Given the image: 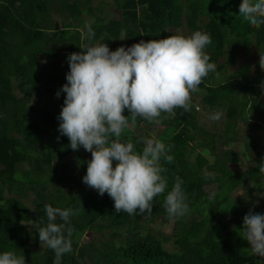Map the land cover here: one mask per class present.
Masks as SVG:
<instances>
[{"label": "trees", "instance_id": "trees-1", "mask_svg": "<svg viewBox=\"0 0 264 264\" xmlns=\"http://www.w3.org/2000/svg\"><path fill=\"white\" fill-rule=\"evenodd\" d=\"M92 1L0 0V254L12 250L17 255L23 253L26 264H54L53 250L46 246L41 251L33 249L40 242L38 228L49 222L44 206L51 205L76 212L67 225L74 229L70 237L72 252L64 254L60 264H85L86 259L93 264H261L262 258L252 253L240 230L243 217L250 210L264 214V171H261L264 163L258 158L255 165L236 172L228 168L227 157L230 155L239 161V153L228 149L231 140L235 139L242 144L240 151L244 156L250 151L261 155L264 135L240 138L235 130V120L253 119L252 129L264 131V101L259 98L263 83L258 82L256 74L255 80L247 75L233 78L229 74L228 81L215 85H210L209 79L227 73L228 67L235 65L237 51L245 52L229 49V33L240 39L252 37L256 45L253 48L261 55L258 47L264 49V25L252 28L242 17L232 13L234 4L242 0H101L97 9L111 6L119 11L120 18H97L91 26V38L85 40H81L77 30L69 33L73 23L63 22L60 30L67 34L57 36V40L66 44L51 49V37L44 38L43 35L48 30L59 31L50 24L53 5L58 2L60 11L65 10L75 18L74 9L82 6L91 9ZM195 31L210 34L212 43L206 46L205 52L210 56V62L217 65L219 74L210 73L199 85V91L191 94L189 112L177 108L175 116L162 114L160 118L159 124L165 129L156 140L170 148L167 154L173 160L171 163L163 157L160 160V166L165 169L161 175L167 178V188L154 199L151 213L154 218L156 214H162V224L173 220L178 225V229L173 226L171 236L164 237L173 245L169 250L162 239L141 236V215L115 213L114 201L107 193L96 198L94 194L75 192V177L67 171V166L57 169L49 163L74 152L81 165L87 164L91 157H85L83 147L72 150L68 138L58 131V116L66 95L61 89L67 81L55 73L63 69L48 63L57 58L69 67L67 58L70 54L80 53L97 43H106L111 51L117 42L133 45L140 40L190 36ZM40 58L45 61L42 66ZM244 67L248 69L247 65ZM258 70L255 68V73ZM32 88L39 90L37 104L25 101ZM58 91L59 97L56 96ZM45 93L53 94L58 103L54 104L52 97H46ZM197 94L202 95L205 107L225 108L226 123L220 145L228 150L222 151V147L217 146L215 134L197 125L198 111L193 101ZM248 97L258 102V108L250 115ZM124 115L129 113L125 111ZM144 121L138 117L135 125ZM141 138V133L127 128L120 140L131 141L135 150L142 152ZM203 148L210 151L205 154L200 151ZM76 169L80 170L79 165ZM177 176L182 179L181 187L187 196L189 211L187 217L184 215L185 220H181L182 216H169L164 207L165 197ZM247 182L252 184L244 192L249 198L233 200L231 193ZM254 192L258 199L253 203L251 194ZM28 194L31 196L29 204L25 201ZM229 219L233 221L226 225L224 220ZM55 223L64 222L57 217ZM32 225L29 230L28 226ZM101 228L105 230L102 236L113 239L123 233L125 239L119 240L118 246L104 245L109 247L108 251L102 244L98 246L97 239L85 246L79 245L85 232Z\"/></svg>", "mask_w": 264, "mask_h": 264}, {"label": "clouds", "instance_id": "clouds-1", "mask_svg": "<svg viewBox=\"0 0 264 264\" xmlns=\"http://www.w3.org/2000/svg\"><path fill=\"white\" fill-rule=\"evenodd\" d=\"M239 16L252 28H260L264 25V0H242ZM211 43L210 34L195 31L190 36L140 40L115 51H110L106 43L95 44L68 56L58 131L68 138L72 150L83 147L91 154L82 182L100 196L107 193L114 201L115 213L151 214L154 199L165 193L167 178L161 175L165 169L160 160L163 157L172 162L173 157L167 154L170 148L160 140L146 139L142 152H137L131 141L121 142L120 137L138 117L159 124L162 114L175 116L177 108L191 110V94L199 91L210 73L219 74L205 52ZM259 64L264 69V57ZM125 111L129 115L125 116ZM221 115L217 112L209 119L218 121ZM182 184V179L175 177L165 197L169 216H184L189 211ZM44 210L49 222L38 228L39 241L41 247L54 251V264H60L61 257L72 252L70 237L74 229L67 225L76 212L51 205H45ZM57 217L64 223H55ZM240 232L264 264V214L250 210L243 217ZM0 264H26L25 256L4 251Z\"/></svg>", "mask_w": 264, "mask_h": 264}, {"label": "rangeland", "instance_id": "rangeland-1", "mask_svg": "<svg viewBox=\"0 0 264 264\" xmlns=\"http://www.w3.org/2000/svg\"><path fill=\"white\" fill-rule=\"evenodd\" d=\"M69 2H73L74 0H67ZM101 0H93L90 3V6L92 7L91 9H89L86 6H82V8H78V9H74L73 14H75V18H72L69 16L68 12H66L65 10L60 11L59 10V6H58V2L53 5V9L51 11V20L52 23H50L51 25L55 26L56 29H58L59 31H55V30H48L46 31V35H43L44 38H48L51 37L52 41L49 44V47L53 50L58 49L59 47H63L66 43L62 42L60 40H57V36L61 37V36H66L67 32H62V23H73L74 27H71L69 29V33L72 34L74 32L79 31L80 32V38L81 40H85V39H90L92 36V30L93 28L91 27L93 22L97 19H103V20H108L109 18H116L119 19L120 18V13L119 11L115 10L116 8H113L111 6H104L103 9L101 8L100 10L97 9V5L99 4ZM241 2H238L236 4H234L233 8H232V13L235 14L236 17L239 16V5ZM206 21V19H205ZM179 32V31H177ZM186 32H188V30H186ZM237 38L236 36H234L232 33H229L228 37H227V42L228 44H230L231 46H229V49H243L245 52H240L237 51L238 53H236V62L235 65L233 66H229L228 67V72H223L222 74H219L218 76L215 77H210L209 79V84L210 85H215L218 84L220 82H225L228 81L230 78L228 77L230 74L233 75V78L239 76L238 78L243 77L244 75H247L250 79L255 80V77H258V82L263 83V88H264V69H261L259 61L261 57H264V49L258 47V49H260L262 51V54L259 55V51L255 48H253L255 45V43L252 40V37L247 36L245 39H240ZM100 44V43H97ZM130 47V44H123L121 42H117L115 48H113L111 51H115L118 47ZM41 62L42 66L44 64V58H40L39 59ZM66 62L61 60V59H57L54 58L52 59L48 64L51 65H55L57 67H59L60 69H63L62 71H57L55 72L58 77H60L61 80H65L66 79V74L69 72V67L67 66V64H65ZM245 65H247V68L244 67ZM244 67V68H242ZM242 68V69H241ZM255 68L259 69L258 73H255ZM241 69V70H240ZM239 70V71H238ZM256 74V76H255ZM255 76V77H254ZM16 87V86H15ZM46 97H52L53 99V103L57 104V99L56 97L51 94V93H45ZM202 95L197 94L193 97V101L194 104L197 107V111H198V121H197V125L200 128H203L204 130L208 131V132H212L215 134L216 142H218L217 146L222 147V151L223 150H228L231 148V150L239 153V161H236L234 159L231 158L230 155H228L227 159H228V168L236 171V172H241L247 169V167H251L253 165H255L257 163V159L259 158V160L261 161V163H264V147L260 146V157L257 156L254 152L250 151V152H246L247 156H244L240 149L243 148L241 147L242 144L239 142H236L237 139H235L234 141L231 140V146L228 147H223L220 145L221 141L223 142V137H224V129H225V123H226V110L225 108L220 107V109H209L207 107H205L202 103ZM262 101H264V89L261 93V96L259 97ZM40 100L39 97V90L38 88H32L29 92H27V95L25 96V101L26 102H30L33 104H37ZM250 101L249 106H248V115L253 114V110L258 108V102L254 101L251 97H248V99ZM44 101V99H43ZM53 110H55V108H53ZM221 113V118L218 121H213L210 120L209 117L215 113ZM154 124V123H153ZM152 123L148 122V121H144V122H140L138 123L136 126V128H134V125H131L128 127V129L130 130H135L136 134L141 133L142 137L140 139V143L143 144V141L146 139H157V138H161V134L162 131L165 129V127L163 125L160 124H155L153 126ZM150 126V129L147 128V126ZM253 125H254V120L253 119H244V120H235V130H237V132L239 133V137L243 138L245 135H248L247 137L250 138H254L257 135H264V131L262 130H253ZM137 127L139 129H137ZM252 129V130H251ZM245 141V140H242ZM236 142V143H235ZM216 146L217 151H219V147ZM221 149V148H220ZM203 153H208L210 150L209 148H203L202 150H200ZM83 152L85 153V157H91V154L89 152H86L83 149ZM77 156L74 153L70 154L69 156H67L66 158H63L61 160H56V159H52L49 161L50 164L54 165L57 169H60L62 166L66 165L67 166V171L73 175V177H75V192L82 194V195H88V194H94L96 198L101 197L98 192L90 187H88L87 185H85L82 182V178L86 175V170H87V164L86 162L84 164L81 165V163L79 164L78 161L76 160ZM192 159V158H191ZM79 165L80 170L76 169L77 166ZM113 166H115V161L113 162ZM49 186L52 187V185H50V183L48 184ZM252 184L250 182H247L245 184H242L240 186H238L237 188H235V190L231 193V198L233 200H244L246 201L247 198L249 197H245V191L250 188ZM66 189V187H64ZM55 191H53L54 193ZM213 194V193H211ZM252 196L257 195L255 192L253 194H251ZM11 196V195H8ZM254 199L252 200V202L254 203L258 197L254 196ZM31 199V196L28 194L25 201H27V204H29V201ZM31 205V204H30ZM186 216V215H185ZM185 216H182L181 220H185ZM187 217V216H186ZM164 217L162 216V214H156L155 218L153 217L152 213L151 214H145V215H141L140 219H139V233L141 234V236L146 237L148 235H152L156 238H159L160 240L162 239L164 242V246L169 249L172 250L173 249V245L171 242H166L164 237H169L171 236V232L173 229V226L175 229H178V225L176 223V221L174 222L173 220L170 223H166V224H162L161 220ZM151 219H153L154 222H151ZM226 223V225H229L233 220L229 219L228 221L224 220ZM32 226H28L29 230H31ZM105 230L101 229H97L94 232L88 231L85 232L84 235L82 236V238L80 239V246H85L90 242H94L97 239V243L98 246L100 244H102V248L106 249L107 251L109 250L108 248L110 246H113V244L115 246H118V241L119 240H124V234L120 233L118 236L114 237L113 239H109L106 236H102L105 235ZM101 242V243H100ZM104 245L109 246V247H104ZM78 246V247H80ZM101 247V245H100ZM43 247H41V243L38 242V244L36 246L33 247L34 250H38L40 249V251L42 250ZM85 264H93L90 259H86Z\"/></svg>", "mask_w": 264, "mask_h": 264}, {"label": "built area", "instance_id": "built-area-1", "mask_svg": "<svg viewBox=\"0 0 264 264\" xmlns=\"http://www.w3.org/2000/svg\"><path fill=\"white\" fill-rule=\"evenodd\" d=\"M65 53H67V52H65Z\"/></svg>", "mask_w": 264, "mask_h": 264}, {"label": "crops", "instance_id": "crops-1", "mask_svg": "<svg viewBox=\"0 0 264 264\" xmlns=\"http://www.w3.org/2000/svg\"><path fill=\"white\" fill-rule=\"evenodd\" d=\"M196 109H197V107H196Z\"/></svg>", "mask_w": 264, "mask_h": 264}]
</instances>
